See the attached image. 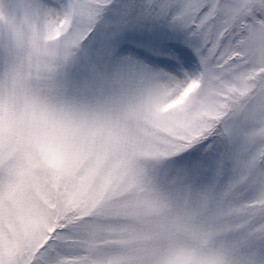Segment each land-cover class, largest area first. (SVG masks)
Here are the masks:
<instances>
[{
	"label": "clouds",
	"instance_id": "obj_1",
	"mask_svg": "<svg viewBox=\"0 0 264 264\" xmlns=\"http://www.w3.org/2000/svg\"><path fill=\"white\" fill-rule=\"evenodd\" d=\"M200 2L255 69L219 120L187 70L98 55L123 0L49 17L0 0V264H264V56L236 15L251 0ZM209 138L233 158L189 176L177 157Z\"/></svg>",
	"mask_w": 264,
	"mask_h": 264
},
{
	"label": "snow or ice",
	"instance_id": "obj_2",
	"mask_svg": "<svg viewBox=\"0 0 264 264\" xmlns=\"http://www.w3.org/2000/svg\"><path fill=\"white\" fill-rule=\"evenodd\" d=\"M111 0H96L93 14L99 15ZM252 4L258 7H252ZM54 5V0H23L22 6L26 11L37 16L49 17L56 13L60 5ZM210 12L200 0H126L109 14L107 29L100 40L98 55L111 56L116 40L107 38L116 36L133 23L160 24L182 37L185 44L192 48L199 61V67L194 72H183L187 79H198L205 82L214 99L211 107L203 109L206 120H219L227 110L230 97L245 94L248 81L255 69L248 67V61L239 64L231 61V50L223 43L221 33L207 27ZM237 22L249 34L253 51L264 56V0L246 2L243 9L236 12ZM169 20L171 21L169 23ZM178 56L179 53L165 50L161 54ZM182 70L176 74L181 75ZM242 111V109L240 110ZM235 128L229 130V139L236 135ZM206 153L197 156L189 166V176L204 178L207 175L223 171L225 165L233 158L232 153L221 154L220 146L213 143L211 138ZM203 147V143H200Z\"/></svg>",
	"mask_w": 264,
	"mask_h": 264
},
{
	"label": "rangeland",
	"instance_id": "obj_3",
	"mask_svg": "<svg viewBox=\"0 0 264 264\" xmlns=\"http://www.w3.org/2000/svg\"><path fill=\"white\" fill-rule=\"evenodd\" d=\"M125 2L126 0H123V3ZM107 38L116 40L113 52L131 54L156 69L177 73L181 70L190 72L191 68L196 71L199 67L198 58L192 48L184 43L182 37L160 24L138 23L134 28L126 27L118 34V39L111 35ZM165 50L179 55L161 54ZM177 160L189 166L193 163L190 153L180 154ZM204 178L207 180L211 176Z\"/></svg>",
	"mask_w": 264,
	"mask_h": 264
},
{
	"label": "trees",
	"instance_id": "obj_4",
	"mask_svg": "<svg viewBox=\"0 0 264 264\" xmlns=\"http://www.w3.org/2000/svg\"><path fill=\"white\" fill-rule=\"evenodd\" d=\"M137 24L138 23H133L130 28H134ZM209 143L210 141L203 142V145H204L203 147H201V145L198 144L184 153H190L192 156L193 162H194L197 156H203L206 153Z\"/></svg>",
	"mask_w": 264,
	"mask_h": 264
},
{
	"label": "bare ground",
	"instance_id": "obj_5",
	"mask_svg": "<svg viewBox=\"0 0 264 264\" xmlns=\"http://www.w3.org/2000/svg\"><path fill=\"white\" fill-rule=\"evenodd\" d=\"M195 70L193 68L190 69V72H194Z\"/></svg>",
	"mask_w": 264,
	"mask_h": 264
}]
</instances>
